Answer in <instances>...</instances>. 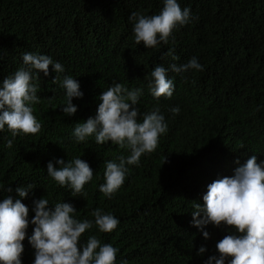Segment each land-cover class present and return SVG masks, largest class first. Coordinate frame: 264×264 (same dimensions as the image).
Returning a JSON list of instances; mask_svg holds the SVG:
<instances>
[{
	"label": "trees",
	"instance_id": "16d2710c",
	"mask_svg": "<svg viewBox=\"0 0 264 264\" xmlns=\"http://www.w3.org/2000/svg\"><path fill=\"white\" fill-rule=\"evenodd\" d=\"M189 8L191 19L173 30L167 44L154 48L137 45L133 12L159 14L164 0H0V81L23 65L26 52L50 56L77 79L83 97L73 98L77 112L64 115L66 90L49 69L37 83L41 98L33 105L42 124L35 134L0 131V201L20 199L17 186L33 184L22 203L34 216L33 200L70 203L75 218L91 220L99 208L119 220L116 229L101 233L93 224L81 236H97L102 244L118 249L116 264H205L218 255L216 243L233 232L225 225L209 224L204 231L192 226L193 201L203 205L207 186L255 155L264 160V0H177ZM172 50V54L169 51ZM178 57L174 60L172 57ZM192 57L203 71L189 70L168 77L174 82L171 97L155 98L148 84L151 71L160 65L185 64ZM114 83L140 88V119L159 108L167 132L152 153L128 166L123 185L111 198L99 191L105 164L129 155L111 142L99 145L94 136L77 142L74 125L96 115L98 97ZM53 97L50 101L49 99ZM179 107L178 114L171 112ZM13 139V146L6 142ZM81 158L93 170V178L81 193L61 187L47 175V164ZM166 161L164 162V159ZM164 162V163H163ZM11 187L12 192L3 191ZM29 224L23 243L22 264H34L35 250L28 243ZM203 246L206 251L198 255ZM227 264V261H226Z\"/></svg>",
	"mask_w": 264,
	"mask_h": 264
},
{
	"label": "clouds",
	"instance_id": "9594fccd",
	"mask_svg": "<svg viewBox=\"0 0 264 264\" xmlns=\"http://www.w3.org/2000/svg\"><path fill=\"white\" fill-rule=\"evenodd\" d=\"M190 19V9H182L177 0H164L159 14L133 12L129 16L136 44L142 43L146 49L167 44L173 30L178 25L187 24ZM172 58L178 59L174 55ZM22 60L23 65L14 74L0 81V131L7 126L13 138L18 134L35 135L42 128L33 114V105L41 99L37 95L38 85L34 82L39 79V73L47 77L51 68L57 74L52 83L60 82L66 90L65 104L61 107L64 115H74L77 106L72 100L83 97L77 79L63 76L61 80L60 74L65 69L60 62H54L48 55L31 52L24 53ZM169 70L174 73L203 71V66L196 57L185 64L173 63L168 69L155 66L148 84L153 97L172 96L174 82L168 77ZM141 95L140 88L129 89L121 83H114L97 98L96 115L74 125L72 136L77 142L94 136L99 145L111 142L129 150V155H120L105 164V182L99 191L109 198L123 185L128 166L138 165L143 154L155 151L160 136L167 132V124L159 108L144 114L141 121L137 107ZM179 111L178 106L171 109L174 114ZM13 142V139L7 140L6 147L11 148ZM55 163L59 167H54L52 162L47 164V175L59 186L69 187L73 195L81 193L84 185L93 178V170L81 158L67 162L60 159ZM34 188L33 184L17 186L15 193L20 199L14 201L9 195L0 201V264H22V242L30 223L34 227L28 243L35 250L34 264H116L118 249L111 244H102L95 235L81 243L82 234L92 229L93 224L101 233L116 229L119 220L115 216L97 208L91 213L94 222L81 221L75 218L77 211L72 204L58 202L50 208L49 200L43 196L33 200L34 216L29 221V208L21 201ZM3 191L12 192L13 189L6 187ZM202 200V206L191 202V216L192 226L202 231L205 240L209 233L203 229L209 224L217 228L225 225L234 230L216 243L218 255L210 256L205 264H226V261L227 264H264V160L258 162L255 155L251 156L234 170L233 175L210 183ZM205 251L201 246L197 254Z\"/></svg>",
	"mask_w": 264,
	"mask_h": 264
}]
</instances>
